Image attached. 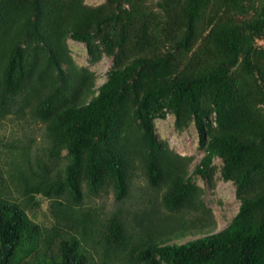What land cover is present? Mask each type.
I'll return each mask as SVG.
<instances>
[{"label":"trees","instance_id":"obj_1","mask_svg":"<svg viewBox=\"0 0 264 264\" xmlns=\"http://www.w3.org/2000/svg\"><path fill=\"white\" fill-rule=\"evenodd\" d=\"M144 1L0 0V131L36 122L46 143L35 158L31 144L12 145L9 176L0 167V264H264V50L250 42L264 39V0L249 20L232 0H165L159 11ZM215 1L233 17L220 21ZM69 38L94 61L113 58L97 90ZM168 113L198 129L192 172L193 158L155 133ZM216 157L241 205L196 237L216 224L196 181L212 182ZM137 169L151 189L139 208L87 205L108 191L123 202Z\"/></svg>","mask_w":264,"mask_h":264},{"label":"rangeland","instance_id":"obj_2","mask_svg":"<svg viewBox=\"0 0 264 264\" xmlns=\"http://www.w3.org/2000/svg\"><path fill=\"white\" fill-rule=\"evenodd\" d=\"M262 0H232L231 4L239 5V15L241 20L254 19L260 9ZM105 0H85V3L92 6L103 4ZM145 4L151 7V10L159 11L161 4L165 3V0H145ZM217 10V16L220 21H224L227 18H232L233 10L235 7H226V4H220L217 1L213 3ZM212 4V5H213ZM251 44L256 52H262L264 50V39L253 33L250 36ZM199 43H201L199 41ZM68 45L70 54L73 60L78 66L89 68L95 73L96 84L95 90H97L106 80L108 70L113 64V58L102 54L96 61L92 60V56L87 50L85 43L76 41L72 38L68 39ZM242 72H245L244 70ZM264 108V105H260ZM216 115H213L215 119ZM155 133L159 139L167 142L169 146L183 156H191L193 161L190 165V172H192L195 166L200 162L204 155V152L199 149V132L196 125L191 123L188 127L179 130L175 126V116L172 113H168L165 118L156 117L154 119ZM44 127L42 124L32 121H20L17 119L7 120L5 126L0 131V167L4 168V175L9 176L10 162L8 154L12 151L16 152L12 148V145L23 146L31 144L32 155L36 156L44 155L45 142L43 140ZM34 161V160H33ZM214 173L212 182H208L206 179L197 177V184L203 190V200L205 204L212 209L215 226L208 231H203L197 235L199 237L203 234L215 232L227 227L232 219L236 216L240 209V200L237 197V187L233 181H226L222 177L221 166L222 160L216 157L213 162ZM13 194L17 197L20 196L13 185L11 186ZM151 189L146 186V181L141 170H135V175L132 178V191L130 195L121 203L117 202L112 191L104 192L99 196H89L86 200L88 206L96 207L99 211L104 212L112 210L115 207H124L126 209L139 208L142 201V196ZM39 206L34 210L37 212V220L43 224H50L48 218L50 212L48 209V200L43 196H38ZM195 236H187L184 239L176 240L179 243L188 241L189 239L196 238ZM175 241V240H174ZM171 241V242H174Z\"/></svg>","mask_w":264,"mask_h":264}]
</instances>
